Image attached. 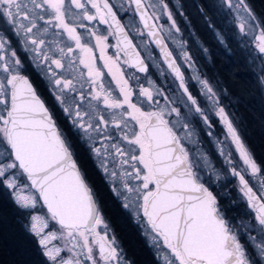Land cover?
I'll return each instance as SVG.
<instances>
[{"label":"snow or ice","instance_id":"1","mask_svg":"<svg viewBox=\"0 0 264 264\" xmlns=\"http://www.w3.org/2000/svg\"><path fill=\"white\" fill-rule=\"evenodd\" d=\"M115 8L111 0H0V189L28 212L45 264H122L71 141L30 82L34 66L98 169L118 185L114 190L124 207L142 210L154 242L170 254L163 264H264V164L254 159L223 104L227 90L222 94L197 72L198 92L190 91L166 43L171 40L179 59L195 68L168 0H120L119 11L131 14V28ZM218 11L232 18L234 35L250 42L264 63V20L248 0H219ZM134 35L142 38L144 55ZM110 36L116 38L115 57L106 55ZM93 39L111 76L107 83ZM150 45L159 50L167 73L155 60L149 65ZM121 63L143 77L128 75ZM150 67L171 77V85L158 87ZM217 125L224 140L214 132ZM204 133L218 156L200 147ZM228 141L243 167L225 151ZM221 179L227 183L219 184ZM221 198L249 211L230 216ZM38 204L44 215L32 211Z\"/></svg>","mask_w":264,"mask_h":264},{"label":"trees","instance_id":"2","mask_svg":"<svg viewBox=\"0 0 264 264\" xmlns=\"http://www.w3.org/2000/svg\"><path fill=\"white\" fill-rule=\"evenodd\" d=\"M184 1L192 3L191 16L199 17L196 14V7L198 2L203 1ZM248 2L254 14L264 20V0H248ZM199 18L201 19L200 25L204 29L203 33L197 29L198 24L195 18L192 19L194 22L192 24L204 39L211 56L210 63H203V67L206 72L214 76V81L224 92L227 90L222 96L223 104L230 112L232 119L236 121V127L254 159L264 164V99L254 75L243 64L238 54L229 53L218 45L210 31L207 30L202 18ZM229 47L231 48L230 44ZM75 159L93 189L103 217L125 258L130 264H159L141 235L138 225L111 193L91 158L88 155L76 154ZM226 183L227 181L219 182V184ZM216 192L218 195L221 194L219 188ZM232 198H235L233 190ZM221 204L233 217L243 207V204L239 203L230 205L229 201L223 198H221ZM22 219V212L16 207L8 191L0 189V264H45L34 239L24 227Z\"/></svg>","mask_w":264,"mask_h":264},{"label":"rangeland","instance_id":"3","mask_svg":"<svg viewBox=\"0 0 264 264\" xmlns=\"http://www.w3.org/2000/svg\"><path fill=\"white\" fill-rule=\"evenodd\" d=\"M202 1H203L202 3L198 2L199 4L196 7V13L200 14V16L202 17V20H204L203 22L206 24L207 30L210 31L213 39L218 43L219 46H221L222 48L227 50L229 53L235 52L236 54H238L237 56L240 57L243 64L254 75L255 82H256L258 88L260 89V92H261L263 99H264V84L261 83V70L264 69V63H262V61L260 59L256 58V54L251 50V43L250 42L242 43L240 40L237 39V36L234 35L235 26L230 24V20L232 18H230V17L226 18L225 16H223L218 11L219 0H202ZM111 2L116 5L115 9L117 11H119L120 0H111ZM168 2L170 4V7L173 8L177 23L181 28V33L179 34V37H180V39H182L185 42L186 50L189 52L190 56L193 58V63L195 65V68L190 69L187 65L184 64L182 59H179V51L177 49V46L175 44H173V42L171 40H166V42L169 44L171 50L174 52L175 57L178 58L179 64L181 65L182 69L184 70L185 78H186V81L189 85L190 91H192L194 94L198 92L199 86L197 85L196 81L193 78L197 72L202 77H206L209 80H211L214 85H217L216 82L214 81L215 80L214 76H212V74L206 72L204 67H203V63H206V64L210 63L211 56H210L208 47L204 43V39L201 38V35L198 34L195 25L192 24V23H194L192 21V19L195 18V20L198 24L199 31L201 33L204 32V29L200 25L201 19L199 17H192L191 16L192 11L190 9H192V7H191L192 3H189V2L186 3L184 0H168ZM186 4H187V6H186ZM188 4H189V6H188ZM177 9L179 11H182L184 13V15L183 16L179 15V11H177ZM119 13L124 15V13L122 11H119ZM205 17H206V19H205ZM125 20H126L127 25H129V28H131V25L129 24V21L131 20V14L126 15ZM162 23L167 25L166 18H164L162 20ZM217 33L220 34V37H222L223 42H221V39H218ZM134 38H135L136 43L140 47V50L144 54L143 46H141L139 44V41L142 38L135 36V35H134ZM229 44L231 45V48L229 47ZM150 48H151V46H150ZM204 49H207V52H205ZM153 60L161 63L159 58L157 57V55H155L154 51H153V55H152L151 59L148 60V63L151 65ZM161 67L165 70L162 63H161ZM36 69H38V68H36ZM151 70H152L151 71V78L157 84L158 87H168L171 85V83H172L171 77H168L167 79L164 77H161L159 75V70L155 69L154 67H151ZM125 72L129 75V70L127 68H125ZM165 72L167 73L166 70H165ZM220 90H221V93H224V90L221 89V87H220ZM234 122H235V126H236V121L234 120ZM214 132L216 133L217 137L220 140H224L225 134L222 132V128L219 125H217V127L214 129ZM202 135H203L204 143H202L200 145V147L202 149H205L208 152L212 153L213 156H218V151L209 142L210 138L207 136V134L204 133ZM224 148H225V151H231L233 153V158L237 162H239L240 167H243L242 161L239 160V154L235 152V147H234V145H231L230 141H228V143L224 145ZM90 158L93 161L95 167H97V169H98V166H97L94 158H92V157H90ZM99 172H100L102 178L104 179V181L106 182L111 193L118 199V201L121 203L123 209L126 210L131 215L133 221L138 225L140 232H141V235L143 236L147 245L151 248L153 255L155 256L156 260L159 262V264H163V258L165 256L170 255V254H169L167 249H163L162 246L157 245L154 242V240L152 238V234H150L151 230L149 228H146L145 223L142 222L144 219L142 210H134L131 207L125 208L124 207L125 201L123 199V196H118L116 191L114 190L116 187H118V185H113L111 180L108 179L103 174V172L101 170H99ZM219 182H226V181L224 179H221V181H219ZM255 190H257V189H255ZM8 193L10 195L9 191H8ZM233 193H234V197L236 198L238 194H237L235 189H233ZM22 194L28 195L30 193L27 190H25L24 193H22ZM124 195H128V193L125 192ZM10 197H11V195H10ZM129 203H131V202H129ZM15 205H16V203H15ZM16 207L19 209V211L22 212V215H23L22 222L24 224V227L26 228L29 235L32 236V238L35 241L37 248L39 249V246L36 242L35 237L29 231V225L31 223V218L28 215V212L25 210H22L17 205H16ZM32 211L35 214H40V215H44L46 213V211L43 208H41L39 206V204ZM246 211H249V210L247 209L246 204H243V207L237 212L235 217H238L240 214H242ZM102 227L103 226H101V228ZM101 228H98L97 231H100L101 235H103ZM108 238L109 239L114 238L116 241V238L114 237L113 233L111 232L109 226H108ZM53 243L55 244V243H59V242L54 241ZM116 247L120 251V257H121L122 264H130L129 261L125 258V256H124L121 248L119 247V244L117 243V241H116ZM39 251H40V249H39ZM43 259L45 260L44 257H43ZM113 264H115V262H113Z\"/></svg>","mask_w":264,"mask_h":264},{"label":"flooded vegetation","instance_id":"4","mask_svg":"<svg viewBox=\"0 0 264 264\" xmlns=\"http://www.w3.org/2000/svg\"><path fill=\"white\" fill-rule=\"evenodd\" d=\"M192 1H194V0H192ZM114 10H116V9H114ZM119 15L124 17L122 23L127 24L126 20H125V16L123 14H121V13H119ZM197 15L199 17H201L199 13ZM205 19H206V17H205ZM69 22L71 23L72 21H69ZM40 23L42 25V22H40ZM84 23L87 24L88 22L84 21ZM93 23H94V25L99 27L101 29V31L104 32V34H107L105 25H100L98 23V21H95ZM197 29H199V28L197 27ZM54 31L55 30L50 29V33L54 32ZM78 31H80L81 33H84V29H79ZM52 38H53L52 35H49V36L46 37V39H52ZM85 38L87 39V36H85ZM63 40L67 42V37L64 36ZM69 43H71V42H69ZM90 43L93 46V48L95 49V40L94 39L91 40ZM108 43L110 44V47L106 50V55L115 57L117 55V49L115 47L116 38L110 36ZM134 43H136L135 38H134ZM137 46H138V44H137ZM151 48L153 49L155 55H157V57L159 58V56H158L157 52L155 51V49L152 46H151ZM138 50L141 51L139 46H138ZM170 50H171V48H170ZM141 53H142V51H141ZM142 55H144V54L142 53ZM94 56L96 58L97 66L100 67L103 70V76L105 78V82L107 83V82L111 81V76L108 75L107 69L104 67V60H102L101 57H100L99 49H95ZM120 56H121V60H123L124 59V55H123L122 52L120 53ZM160 62H161V60H160ZM120 67H122L124 69V71H125V68H127L129 70V75H136V76H141V77L144 75V74H141V73H137L133 68H130L127 64L121 63ZM163 67H164V65H163ZM165 70H166V68H165ZM151 71L152 70H151V67H150V74H151ZM182 71L184 72L183 69H182ZM29 76H30L31 83L34 86V89L38 92V94L41 96V98L46 102V105L50 108V110L55 115L57 123L60 125L61 129L63 130V132L67 135L68 139L71 141L72 146H73V150H74V156L76 154L81 155V156H82V154H84V155H88L89 157H92V154L90 153V151H89L88 147L86 146V144L84 142H82L81 140H79L78 136L75 133V130L71 128L70 123L64 118V115H63L60 107L58 106V103L55 101L54 97L51 94V89H50V86L48 84V80L46 79L44 74L39 69H36L33 66V70L30 72ZM111 87L114 88V89L116 88L115 82L111 83ZM116 95H119V90L118 89H116ZM101 107H102V105H101ZM243 142L245 143L244 139H243ZM245 145H246V143H245ZM246 147H247V145H246Z\"/></svg>","mask_w":264,"mask_h":264},{"label":"water","instance_id":"5","mask_svg":"<svg viewBox=\"0 0 264 264\" xmlns=\"http://www.w3.org/2000/svg\"><path fill=\"white\" fill-rule=\"evenodd\" d=\"M154 49H155V51L157 52V54H158V56H159V50L158 49H156L155 48V45H151ZM162 62V61H161ZM164 67L166 68V66L164 65ZM135 70V69H134ZM166 70H167V68H166ZM31 82V81H30ZM34 87V86H33ZM45 211H46V209H44Z\"/></svg>","mask_w":264,"mask_h":264}]
</instances>
